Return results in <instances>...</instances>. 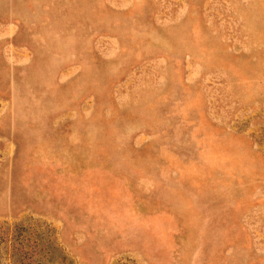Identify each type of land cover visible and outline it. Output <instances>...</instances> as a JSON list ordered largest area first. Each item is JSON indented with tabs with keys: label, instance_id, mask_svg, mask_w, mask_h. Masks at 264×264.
Segmentation results:
<instances>
[{
	"label": "rangeland",
	"instance_id": "1",
	"mask_svg": "<svg viewBox=\"0 0 264 264\" xmlns=\"http://www.w3.org/2000/svg\"><path fill=\"white\" fill-rule=\"evenodd\" d=\"M0 264H264V0H0Z\"/></svg>",
	"mask_w": 264,
	"mask_h": 264
}]
</instances>
